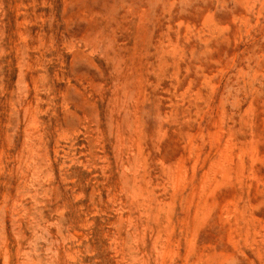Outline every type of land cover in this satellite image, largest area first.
<instances>
[{"label": "rangeland", "instance_id": "obj_1", "mask_svg": "<svg viewBox=\"0 0 264 264\" xmlns=\"http://www.w3.org/2000/svg\"><path fill=\"white\" fill-rule=\"evenodd\" d=\"M209 263L264 264V0H0V264Z\"/></svg>", "mask_w": 264, "mask_h": 264}, {"label": "bare ground", "instance_id": "obj_2", "mask_svg": "<svg viewBox=\"0 0 264 264\" xmlns=\"http://www.w3.org/2000/svg\"><path fill=\"white\" fill-rule=\"evenodd\" d=\"M75 110V109H74ZM92 113V112H91ZM31 126V125H30ZM32 127H34V126H32ZM69 127V126H68ZM85 130V129H84ZM88 147V146H87ZM54 151V150H53ZM254 170V169H253ZM40 176V175H39ZM44 181V180H43ZM125 182V181H124ZM174 186V185H173ZM17 194V193H16ZM173 195V194H172ZM32 200V199H31ZM8 201V200H7ZM135 201V200H134ZM125 202V201H124ZM214 204H215V202H214ZM213 205V204H212ZM8 207V206H7ZM13 207V206H12ZM218 207V206H217ZM216 207V208H217ZM20 208V207H19ZM7 209H9V208H7ZM6 210V209H5ZM39 210V209H38ZM12 212V211H11ZM42 212V211H41ZM121 213V212H120ZM7 215H8V213H7ZM43 215V214H42ZM145 216H146V214H145ZM41 218H43V216L41 217ZM44 219H45V217H44ZM125 219V218H124ZM62 220V219H61ZM213 220V219H212ZM43 221V220H42ZM209 221V220H208ZM70 222V221H69ZM22 223H24V222H22ZM54 223H56V222H54ZM227 224H228V226H229V222H227ZM47 226V225H46ZM52 226V225H51ZM50 226V227H51ZM77 226V225H76ZM108 227V226H107ZM230 227V226H229ZM231 228V227H230ZM229 228V229H230ZM56 229V228H55ZM231 230V229H230ZM230 230H228V231H230ZM54 231V230H53ZM145 231V230H144ZM205 232V231H204ZM225 232V231H224ZM57 233V232H56ZM75 233V232H74ZM60 234H62V233H60ZM75 235V234H74ZM40 236V235H39ZM62 236H64V235H62ZM81 237V236H80ZM230 237V236H229ZM50 238V237H49ZM116 238V237H115ZM248 240V239H247ZM246 240V241H247ZM63 241V240H62ZM122 241V240H121ZM26 242V241H25ZM48 244V243H47ZM46 245V244H45ZM229 245V244H228ZM123 246V245H122ZM199 246V245H198ZM233 246H234V244H233ZM126 247V246H125ZM232 248V247H231ZM55 249V248H54ZM93 250H94V248H93ZM122 250V249H121ZM184 250V249H183ZM203 251V250H202ZM73 252H74V250H73ZM126 253V252H125ZM235 253V252H234ZM237 253V252H236ZM166 255V254H165ZM217 255V254H216ZM236 255V254H235ZM70 256V255H69ZM156 256V255H155ZM120 257V256H119ZM7 258V257H6ZM127 258V257H126ZM216 258H217V256H216ZM225 258V257H224ZM229 258H231L230 256H229ZM120 259V258H119ZM9 260H10V258H9ZM232 260V259H231ZM115 261V260H114ZM214 261V260H213ZM74 262V261H73ZM209 262V261H208ZM226 262H228V261H226ZM129 263V262H128ZM155 263H156V261H155ZM211 263V262H210ZM209 263V264H210Z\"/></svg>", "mask_w": 264, "mask_h": 264}]
</instances>
